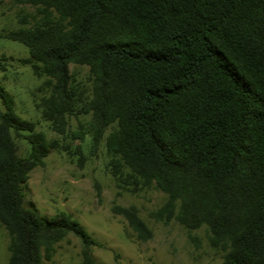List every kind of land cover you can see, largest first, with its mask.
<instances>
[{"label": "trees", "instance_id": "16d2710c", "mask_svg": "<svg viewBox=\"0 0 264 264\" xmlns=\"http://www.w3.org/2000/svg\"><path fill=\"white\" fill-rule=\"evenodd\" d=\"M2 1V0H0ZM37 7L35 24L7 38L29 48L50 96L43 115L62 132L76 105L70 64L94 78L93 138L106 129L116 175L168 196L156 220L205 225L223 264H264V0H13ZM26 132L18 155L12 133ZM53 145L16 112L0 84V224L8 264H45L69 235L95 264L96 242L65 212L44 219L24 206L30 173ZM138 238L152 231L134 208L115 206Z\"/></svg>", "mask_w": 264, "mask_h": 264}, {"label": "rangeland", "instance_id": "374dc122", "mask_svg": "<svg viewBox=\"0 0 264 264\" xmlns=\"http://www.w3.org/2000/svg\"><path fill=\"white\" fill-rule=\"evenodd\" d=\"M36 18V6L0 1V84L13 97L17 114L33 122L53 145L44 165L30 173L24 206L36 209L44 219L62 212L72 215L96 242L91 249L95 264H223L227 251L213 246L207 226L191 230L176 220H156L153 214L167 202V194L155 185L137 186L116 175L115 156L107 148L116 123L95 145L88 111L94 78L88 65L70 64L76 105L66 114L62 132L44 117L48 78L36 76L32 63L24 62L30 58L27 46L7 38L10 32L32 27ZM26 134L12 133L21 157L30 153ZM115 206L134 208L152 238L140 240L125 218L113 213ZM9 246L10 236L0 224V264H8ZM45 264H84L81 240L69 235Z\"/></svg>", "mask_w": 264, "mask_h": 264}]
</instances>
